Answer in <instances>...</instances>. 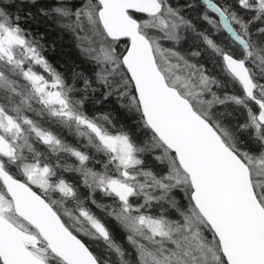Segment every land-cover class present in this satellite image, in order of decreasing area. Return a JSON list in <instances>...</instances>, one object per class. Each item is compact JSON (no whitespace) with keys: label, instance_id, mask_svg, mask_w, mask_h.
I'll return each mask as SVG.
<instances>
[{"label":"snow or ice","instance_id":"6c2138e0","mask_svg":"<svg viewBox=\"0 0 264 264\" xmlns=\"http://www.w3.org/2000/svg\"><path fill=\"white\" fill-rule=\"evenodd\" d=\"M36 3L0 0V264H264V0H52L70 79Z\"/></svg>","mask_w":264,"mask_h":264},{"label":"trees","instance_id":"16d2710c","mask_svg":"<svg viewBox=\"0 0 264 264\" xmlns=\"http://www.w3.org/2000/svg\"><path fill=\"white\" fill-rule=\"evenodd\" d=\"M41 7H45V1L36 3L35 6L30 8L27 5L25 6V9L30 10L33 15L27 19H21L22 27L40 40L44 45V50L53 51L55 54L59 51L58 53L60 56H57L56 59L48 58V61L52 67L57 72L62 73L65 78L70 79L74 68L78 71L88 72L90 66L84 62L80 54L75 55L71 52H63V50L66 49V40L69 37V32L57 27L51 20L41 16L39 13ZM208 66L211 68L210 63ZM229 91H231V89H229ZM86 110L89 115H95L96 113H111L117 127L124 125L126 129L131 130L138 138L143 137L142 133L136 132V125L133 123V118L128 116L124 110L120 109L114 99L97 105L89 104ZM53 130L61 134L69 143L76 144V138L69 134L66 129L62 130L54 127ZM68 178L70 180L72 179L71 176H68ZM93 210L97 211L99 214V210L94 207ZM117 239L122 241L123 235L117 234Z\"/></svg>","mask_w":264,"mask_h":264},{"label":"rangeland","instance_id":"374dc122","mask_svg":"<svg viewBox=\"0 0 264 264\" xmlns=\"http://www.w3.org/2000/svg\"><path fill=\"white\" fill-rule=\"evenodd\" d=\"M41 1H45V6L49 5L52 3V0H37V3H40ZM66 49L63 50V52H71L75 55L80 54L78 48L76 47V42L73 39L71 33H69V37L66 40ZM59 52V51H58ZM56 52V54L53 51H48V50H43V54L44 56L47 58V60H49L48 58H53L56 59L57 56H60L59 53ZM62 52V51H61Z\"/></svg>","mask_w":264,"mask_h":264}]
</instances>
